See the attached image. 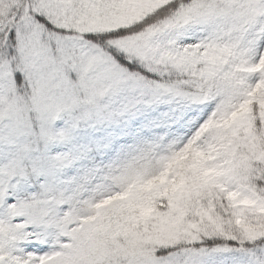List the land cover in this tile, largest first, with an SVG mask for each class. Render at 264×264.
I'll return each instance as SVG.
<instances>
[{
	"label": "snow or ice",
	"instance_id": "6c2138e0",
	"mask_svg": "<svg viewBox=\"0 0 264 264\" xmlns=\"http://www.w3.org/2000/svg\"><path fill=\"white\" fill-rule=\"evenodd\" d=\"M0 264H264V0H0Z\"/></svg>",
	"mask_w": 264,
	"mask_h": 264
}]
</instances>
